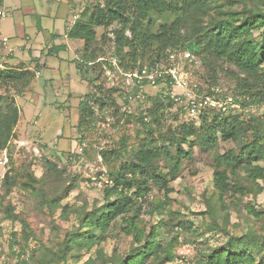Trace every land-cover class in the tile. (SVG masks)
<instances>
[{
  "label": "rangeland",
  "instance_id": "rangeland-1",
  "mask_svg": "<svg viewBox=\"0 0 264 264\" xmlns=\"http://www.w3.org/2000/svg\"><path fill=\"white\" fill-rule=\"evenodd\" d=\"M217 2L227 6V0ZM263 3L264 0H245L250 7ZM233 6L238 10L243 9L240 2ZM31 9L43 15L40 16L43 24L47 20L54 21L55 28H59L60 32L64 30L66 19L70 20L77 11L67 0H61V3L59 0H3L0 6V12H4V16L0 17V38L10 36L9 40L12 41L15 37L25 39V35H28L32 42L39 22ZM170 20L157 16L150 25V31H156L161 22ZM115 27L116 24L107 30L97 28L100 41L97 47L101 50L99 60L113 57L107 31ZM260 31H254L255 38L259 37ZM102 34L107 35L105 39H101ZM50 40L45 36L43 43L48 44ZM182 52L186 51L178 50L175 55L174 67L183 71L191 86L196 85L194 88H198V93L208 92L207 71L200 59L194 56L191 62ZM80 54L77 55L80 57ZM161 63L168 65L170 59H163ZM4 65L0 64V68ZM262 66L264 68V61ZM105 67L106 64H103L101 72L96 73L94 83L99 84V88L94 89L80 76L60 79L51 75L45 78L43 71L41 76L34 77L22 96L16 97V104L21 110L20 118L13 129V137L4 149L6 163L0 154V264H88L90 261L93 264H109L105 261L113 255H125L137 248L150 228L156 227L160 220L165 225L159 226L158 240L173 258L162 264H196L202 253L226 242L230 235L250 231L264 235V176L252 184L241 171L239 181L246 190L242 194L228 192L219 198L218 189L213 183V156L231 148L237 149L238 145L234 141L218 140L212 153L203 152L194 145V160L169 183L170 192L165 195L164 190L154 187L153 192L144 199L139 215L132 218V214L128 213L125 217L117 218L105 231V239L100 244L75 247L73 257L70 253L65 258L59 256L66 234L80 227L79 213L104 203L103 187L109 183L108 169L118 163L110 165L104 162L100 152L105 148L119 147V137L126 132L134 135L137 127L134 122H126L124 110L135 114L148 106L146 102L139 105L140 102L134 98L129 99L126 106L123 98L131 86L123 85L119 78L118 83L111 86L105 77ZM216 85L221 94L237 96L233 91L235 82L225 71L218 73ZM111 87L120 89L111 93ZM91 89H97V94L102 92L107 98H114L120 110L114 115L111 108L99 111L96 107L97 120L79 127L78 103ZM168 89L161 84L157 87L146 86L141 100L147 95L169 93ZM6 91L5 87L0 88V93L7 94ZM183 91L182 86L170 89V93L175 94ZM119 93L123 94L122 97ZM255 100L257 104L248 108L236 104L232 112L240 114L242 118L247 117L248 110L264 115V99ZM161 121L164 132L174 130L184 122L199 124L198 118L191 119L180 104H172ZM257 164L264 168L263 162ZM5 173L10 174L15 182L7 192L1 186ZM51 196L58 197V208L48 206L47 200ZM158 201L161 206L157 207ZM8 205L13 208L15 217H9ZM252 209L260 214L254 215ZM127 221L135 222L137 232L142 237L139 243L136 239L139 236H135L133 230H127ZM180 222L185 227L180 226ZM96 248H101V257L96 253Z\"/></svg>",
  "mask_w": 264,
  "mask_h": 264
},
{
  "label": "trees",
  "instance_id": "trees-1",
  "mask_svg": "<svg viewBox=\"0 0 264 264\" xmlns=\"http://www.w3.org/2000/svg\"><path fill=\"white\" fill-rule=\"evenodd\" d=\"M236 2L243 4L242 10L233 6ZM2 3L3 0H0V6ZM157 16L171 20L161 22L157 30L151 32L150 25ZM113 24L116 27L107 31L111 53L117 59V65L125 71L143 65L156 67L162 65L161 60L167 59L173 52L186 51L200 59L207 71L210 88L217 86L219 72L225 71L231 76L237 96L233 94L234 99L227 96L229 101L248 108L257 104L255 99H264V3L252 7L245 4V0H227V6L217 0H103L88 4L74 17L66 36L83 41L80 57L74 61L75 67L80 77L94 89L100 87L94 81L103 64H106L105 68H113L109 58L99 60L101 50L97 47L100 42L97 28L107 30ZM257 30L261 31L255 38L253 33ZM107 35L102 34L101 39ZM34 77V70L22 66L4 65L0 68V88L7 89V94L0 93V151L7 147L20 118L21 110L16 104V97L24 94ZM94 89L79 100V127L97 120L96 107L99 111L111 108L114 115L120 110L114 98H107L102 92L97 94V89ZM119 89L111 87L109 92ZM137 92L138 88L132 86L123 98L126 106L129 96L137 99L139 105L145 102L148 105L135 114L127 110L123 112L126 122H134L137 126L134 135L126 132L119 137V147L105 148L100 152L104 162L110 165L118 163L108 169L109 183L103 187L104 203L79 213L80 227L66 234L60 257L65 258L68 253L73 257L75 247L100 244L105 239V231L117 218L128 213L132 214V218L138 216L144 199L154 187L164 190L167 195L171 190L169 183L194 160V145L203 152L211 153L218 140L234 141L238 145L237 149L231 148L213 156V183L219 198L228 192L242 194L246 190L239 181L241 171L252 184L264 176V168L257 164L264 163V115L248 110L247 117L242 118L231 111L205 110L197 126L192 121L184 122L174 130L164 132L161 130V117L176 103L169 94L147 95L141 100ZM122 95L119 93L120 97ZM189 137L192 139L188 140ZM14 183V178L8 173L1 179L5 192ZM57 200V196H51L47 200L48 206L58 208ZM158 206H161L160 201ZM7 209L9 217H15L13 208L8 205ZM252 213L260 214L253 209ZM159 223L150 228L137 248L125 255H113L105 262L162 264L172 261L169 252L158 240L159 226L165 225L163 220ZM126 225L128 231L133 230L135 236H139L134 221H127ZM179 225L185 227L181 222ZM141 238H136L138 243ZM95 251L101 257V248ZM196 264H264V235L252 231L230 235L226 242L202 253Z\"/></svg>",
  "mask_w": 264,
  "mask_h": 264
},
{
  "label": "crops",
  "instance_id": "crops-1",
  "mask_svg": "<svg viewBox=\"0 0 264 264\" xmlns=\"http://www.w3.org/2000/svg\"><path fill=\"white\" fill-rule=\"evenodd\" d=\"M59 1L61 3V0ZM67 1L77 11L73 13L70 20L66 19L63 32H60L59 28H55V22L52 20H47L46 24L40 22L43 15L31 9L39 22L34 31L33 41H29L31 37L28 35H25V39L15 37L12 41L9 40L10 36H2L6 37L7 41L4 42L2 37L0 38V61L2 62L0 64L12 67L22 66L23 68L34 70L36 77L41 76L44 73L43 71H45V78L51 75L53 77L56 75L60 79L68 76L72 78L79 77L80 75L76 70L74 61L79 58L77 54L82 49L83 41L67 37L66 32L74 21V16L79 15L84 7L96 0ZM45 36L51 39L48 44L43 43ZM58 48L60 49L58 50ZM69 52L72 53V56H70L71 53Z\"/></svg>",
  "mask_w": 264,
  "mask_h": 264
},
{
  "label": "built area",
  "instance_id": "built-area-1",
  "mask_svg": "<svg viewBox=\"0 0 264 264\" xmlns=\"http://www.w3.org/2000/svg\"><path fill=\"white\" fill-rule=\"evenodd\" d=\"M4 16V12H0V17ZM75 17V16H74ZM2 41L6 42L7 38L2 37ZM178 51L169 55L170 63L168 65H157L156 67H148L146 65L141 66L135 70H123L117 65V59L110 57L112 69H105V76L111 86L120 81L123 85L135 86L138 88L137 97L141 98L144 95V89L146 86L157 87L159 84L164 85L165 89H168L170 97L174 103L180 104L186 114L191 119L198 118L205 110H216L221 112H232V107L236 106L235 103L228 100L225 94H221V90L218 86H213L210 90L204 94L198 93V88L190 85V82L183 71L174 67L173 59ZM184 56L193 61V57L189 52H182ZM172 62V63H171ZM119 78V80H118ZM158 79L161 81L158 82ZM118 80V81H117ZM174 86H182L184 91L182 93H170V89ZM224 95V96H223ZM227 97V98H226ZM134 97L129 96V99ZM223 102V103H222ZM219 107L215 108L217 104ZM3 162H7L6 151H0Z\"/></svg>",
  "mask_w": 264,
  "mask_h": 264
}]
</instances>
